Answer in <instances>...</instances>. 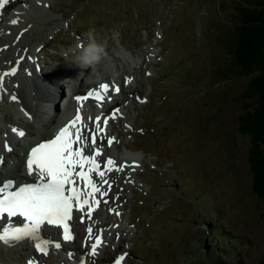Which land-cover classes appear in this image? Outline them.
I'll return each instance as SVG.
<instances>
[{
  "label": "rangeland",
  "instance_id": "rangeland-1",
  "mask_svg": "<svg viewBox=\"0 0 264 264\" xmlns=\"http://www.w3.org/2000/svg\"><path fill=\"white\" fill-rule=\"evenodd\" d=\"M239 1L34 5L63 18L48 33L33 31L31 39L56 75L98 52L111 60L123 47L119 40L138 60L128 67L122 57L109 69L134 78L121 79L120 92L111 96L127 110V118L111 121V133L118 153L137 152L140 166L134 183L118 192L121 217L105 210L123 231L106 240L94 264H108L119 251L127 253L123 264H264V200L252 190L250 137L239 131L244 103H253L245 97L248 76L233 64ZM98 67L91 66L87 78ZM72 85L67 78L61 96ZM42 106L50 115L51 104Z\"/></svg>",
  "mask_w": 264,
  "mask_h": 264
},
{
  "label": "bare ground",
  "instance_id": "bare-ground-1",
  "mask_svg": "<svg viewBox=\"0 0 264 264\" xmlns=\"http://www.w3.org/2000/svg\"><path fill=\"white\" fill-rule=\"evenodd\" d=\"M41 1L44 5H48L47 8L51 9L52 6H49L50 0ZM36 3H38L37 0L36 2L32 0H10V3L3 10H0V70H7L13 66L18 67V71L14 76H9L5 79V87L8 94H0L3 96L0 99V102H2L0 107V161H2L0 162V181L22 177L26 174L24 166L25 153L31 145L51 136L67 121L72 119L77 108L75 96L84 95L89 90L95 89L98 84L105 82L106 78H109V84L115 83L121 88V79L125 77L120 76L119 73H109V69L115 68L114 61L123 57L124 66L128 67L136 65L138 62V60L130 56V50L119 40V44L123 47L120 49L121 51L118 50L112 54L111 60L103 59V56L100 57L99 55L102 52H98L95 58L81 61L74 68L64 70L60 76L56 75L57 67L46 68V63L40 57V53H42L40 48H38L36 43H31V39L33 38V31L44 30L48 33L51 27L62 22L63 18L56 17L52 12L46 13L44 10L47 8L41 11L34 10ZM1 11H4L5 14H1ZM14 18L19 20L17 25L9 23ZM42 25H46L47 28L41 29L40 26ZM107 49L108 47L105 48L106 51ZM149 54L153 55V53ZM17 61L19 62L18 65ZM96 65L100 67L92 73L90 78H87L91 73V66ZM116 66L118 67L119 65L116 64ZM105 68L107 69L106 76L104 71V73L101 72V69L105 70ZM124 76L134 80L130 73L125 72ZM67 78L70 79V82H73V85L64 96H61V88ZM9 94H15L18 100L11 101ZM110 95L114 96L115 94L111 93ZM44 102L51 104L52 112H50V115L48 112L43 114L42 104ZM115 108H119L123 114L122 116L126 117L125 112L127 110H125L124 103L116 100L105 101L103 108H98L96 101L89 98L84 102L82 116L87 121L89 116L93 118L101 114L107 116ZM25 113H28V115H25ZM29 115L31 119L28 118ZM88 123L89 127H91V122ZM12 127L24 130L26 135L23 138L17 136L11 132ZM5 133H7L6 136ZM107 133L109 136L116 137L111 133V121L108 122ZM5 140L11 146L12 151H6L3 148L2 145ZM99 143L100 141L98 140ZM103 146L105 153L114 157L118 163L127 161L131 164L133 161L138 162L140 159V155L137 152L134 153L128 149V152L119 154L116 148L118 146L115 143L113 144L114 149L111 150L105 144ZM129 149L131 148L129 147ZM134 172L131 168H125L123 172H112L109 174V180L114 181L112 191L105 198L109 200V203L107 205L101 203L99 209L93 213V220L96 221L94 232L98 229H103L105 240L110 239L113 234L123 231L118 219L109 220L105 210L107 207L118 208L121 198L119 197V200H115L114 197L120 189L126 187V177L133 180ZM104 187L107 186L105 185ZM118 210L120 209L118 208ZM78 217L79 213L74 212V219L71 223L75 239L70 242L62 241L60 250L52 248L49 255L44 257L38 254L31 242L27 240L11 246L0 242V264H26V261L33 257L39 259L41 264H77L81 258L86 260V264H94L96 259H99V254L94 258L86 257L85 253L90 251V249H87L84 246L85 244L82 245L80 241V239H84L87 236V218H85V223L81 224ZM113 224H117L119 227H110ZM58 232V229L51 227L42 229V235L53 239L59 238ZM101 251L102 248L98 250L99 253ZM68 252L74 254L72 259L68 258Z\"/></svg>",
  "mask_w": 264,
  "mask_h": 264
},
{
  "label": "snow or ice",
  "instance_id": "snow-or-ice-1",
  "mask_svg": "<svg viewBox=\"0 0 264 264\" xmlns=\"http://www.w3.org/2000/svg\"><path fill=\"white\" fill-rule=\"evenodd\" d=\"M9 3L10 0H0V10ZM9 23L17 25L19 20L14 18ZM16 63L18 65L19 62ZM17 71V66L0 70V94H8L5 79L14 76ZM130 81V77H125V83ZM113 91L119 93V86L105 82L89 90L85 95L75 96L77 108L72 119L50 138L29 147L25 153L24 166L26 173L34 177V182L19 186L10 179L0 181V242L11 246L27 240L38 254L47 257L52 248L56 250L62 248V241L70 242L75 239L71 222L76 212L79 213L78 219L81 224L85 223V218L88 221L84 246L90 251H87L85 256L94 258L99 254L98 250L106 244V240L103 229L94 232L96 221L93 220V213L99 209L101 203L105 205L109 203L105 198L109 196L114 184V181L109 180V174L123 172L125 168L135 171L140 166L135 161L131 164L127 161L118 163L104 151V141L109 148L114 143H119L116 137L107 133L109 120L122 118L123 114L119 108L112 109L107 116L103 114L94 118L89 116L87 121L82 116L85 101L91 98L96 101L98 108H103L105 101H111L109 93ZM2 98L0 95V99ZM9 99L17 101L18 97L9 94ZM136 99L141 103L147 102L140 97ZM28 118L31 119V116ZM88 122H91V127ZM125 127L130 128L131 125ZM11 132L21 138L26 135L24 130L17 127H12ZM2 146L6 151H12L7 140ZM125 183L134 181L126 177ZM105 185L107 187H104ZM114 199L119 200V195L117 194ZM108 211L116 216L122 215L118 208L110 207ZM5 220L7 222L3 223ZM45 227L58 229L59 238L53 239L42 235V229ZM110 227L118 228L119 225L113 224ZM67 255L72 259L74 254L68 252ZM126 256L127 253H121L114 259L113 264H122ZM26 264H41V261L33 257L28 259ZM77 264H86V260L81 258Z\"/></svg>",
  "mask_w": 264,
  "mask_h": 264
},
{
  "label": "trees",
  "instance_id": "trees-1",
  "mask_svg": "<svg viewBox=\"0 0 264 264\" xmlns=\"http://www.w3.org/2000/svg\"><path fill=\"white\" fill-rule=\"evenodd\" d=\"M233 64L248 76L239 131L250 137L248 153L252 190L264 200V0H241ZM261 264V263H260Z\"/></svg>",
  "mask_w": 264,
  "mask_h": 264
}]
</instances>
